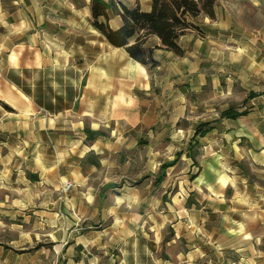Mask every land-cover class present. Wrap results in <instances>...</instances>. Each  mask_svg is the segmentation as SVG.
<instances>
[{"label": "crops", "instance_id": "obj_1", "mask_svg": "<svg viewBox=\"0 0 264 264\" xmlns=\"http://www.w3.org/2000/svg\"><path fill=\"white\" fill-rule=\"evenodd\" d=\"M247 5L264 0L192 19L183 56L147 38L150 68L93 26L91 0H0V264H170L158 251L178 242L176 264H264V69L241 51Z\"/></svg>", "mask_w": 264, "mask_h": 264}, {"label": "trees", "instance_id": "obj_2", "mask_svg": "<svg viewBox=\"0 0 264 264\" xmlns=\"http://www.w3.org/2000/svg\"><path fill=\"white\" fill-rule=\"evenodd\" d=\"M217 0H153L152 10L142 12L138 5L134 9L122 5L118 0H91L93 26L106 38L108 43L116 48H125L130 57L144 66L156 67V62L150 51L144 49L147 38L157 36L163 48L183 56V51L177 44L178 39L189 30L195 29L192 19L205 15L211 20L216 18ZM120 16L123 22L119 30H112L107 23H100V18L109 19L108 12ZM135 40L134 44L131 42ZM255 96L251 94L250 97ZM242 114H246L243 112ZM234 109L222 114V118H236ZM211 129L210 124L201 125L196 135L203 136Z\"/></svg>", "mask_w": 264, "mask_h": 264}, {"label": "rangeland", "instance_id": "obj_3", "mask_svg": "<svg viewBox=\"0 0 264 264\" xmlns=\"http://www.w3.org/2000/svg\"><path fill=\"white\" fill-rule=\"evenodd\" d=\"M218 1V0H217ZM225 1V0H222ZM240 13V12H239ZM242 18V46L241 51L244 55L250 54L254 58H258V68L260 70L264 69V8L253 9L251 5L245 6L240 14ZM264 81V77L260 78ZM172 232L170 230L164 231V238H169ZM262 248L263 245L261 246ZM186 250L184 243L178 242L177 244H171L167 246L163 244L158 251V257L162 260L168 261L170 264L177 263V255L179 252ZM212 260L210 262L209 258L204 259L202 262L195 264H219L214 257H210ZM215 259V260H214ZM179 264V263H178ZM183 264V263H182ZM220 264H251L250 260H246L236 255L226 254L225 257L221 259Z\"/></svg>", "mask_w": 264, "mask_h": 264}, {"label": "built area", "instance_id": "obj_4", "mask_svg": "<svg viewBox=\"0 0 264 264\" xmlns=\"http://www.w3.org/2000/svg\"><path fill=\"white\" fill-rule=\"evenodd\" d=\"M74 183L71 181V180H65L63 183H62V186H61V192L63 195H67L71 192V190L74 188ZM49 264H59V261L58 260H55Z\"/></svg>", "mask_w": 264, "mask_h": 264}]
</instances>
